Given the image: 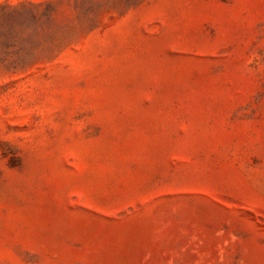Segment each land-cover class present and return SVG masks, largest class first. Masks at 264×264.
<instances>
[{
    "label": "rangeland",
    "instance_id": "rangeland-1",
    "mask_svg": "<svg viewBox=\"0 0 264 264\" xmlns=\"http://www.w3.org/2000/svg\"><path fill=\"white\" fill-rule=\"evenodd\" d=\"M0 264H264V0H0Z\"/></svg>",
    "mask_w": 264,
    "mask_h": 264
}]
</instances>
